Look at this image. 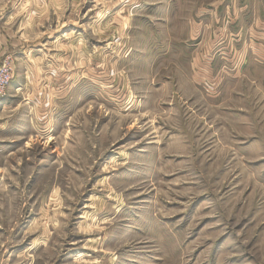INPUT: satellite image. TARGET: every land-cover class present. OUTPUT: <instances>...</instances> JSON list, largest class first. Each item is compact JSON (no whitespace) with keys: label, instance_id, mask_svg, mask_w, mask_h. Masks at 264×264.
<instances>
[{"label":"rangeland","instance_id":"1","mask_svg":"<svg viewBox=\"0 0 264 264\" xmlns=\"http://www.w3.org/2000/svg\"><path fill=\"white\" fill-rule=\"evenodd\" d=\"M263 33L264 0H0V264H264Z\"/></svg>","mask_w":264,"mask_h":264},{"label":"built area","instance_id":"2","mask_svg":"<svg viewBox=\"0 0 264 264\" xmlns=\"http://www.w3.org/2000/svg\"><path fill=\"white\" fill-rule=\"evenodd\" d=\"M14 71V55L0 52V101L7 93V88L13 78Z\"/></svg>","mask_w":264,"mask_h":264},{"label":"crops","instance_id":"3","mask_svg":"<svg viewBox=\"0 0 264 264\" xmlns=\"http://www.w3.org/2000/svg\"><path fill=\"white\" fill-rule=\"evenodd\" d=\"M8 36V34H6ZM3 37L2 35H0V42L2 41ZM260 40H263L264 42V33L262 35V39ZM6 40L3 41V43L5 42ZM257 50L253 49L252 51L256 53V56L258 57H263L264 58V44H257ZM260 46V47H259Z\"/></svg>","mask_w":264,"mask_h":264}]
</instances>
